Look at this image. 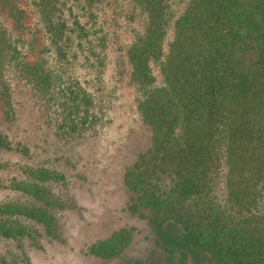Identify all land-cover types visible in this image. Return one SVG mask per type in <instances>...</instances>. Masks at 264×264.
Returning a JSON list of instances; mask_svg holds the SVG:
<instances>
[{"label": "trees", "instance_id": "trees-1", "mask_svg": "<svg viewBox=\"0 0 264 264\" xmlns=\"http://www.w3.org/2000/svg\"><path fill=\"white\" fill-rule=\"evenodd\" d=\"M126 3L143 14L140 27ZM111 53L151 135L121 180L128 211L158 229L154 253L163 264H188L187 248L264 264V0H0L5 116L14 115L11 69L44 102L66 105L59 129L75 132ZM0 147L13 150L2 134ZM67 182L50 161L26 166L10 185L18 199L0 205V239L26 246L25 258L37 238L58 239ZM132 240L116 231L88 252L122 259Z\"/></svg>", "mask_w": 264, "mask_h": 264}, {"label": "rangeland", "instance_id": "rangeland-1", "mask_svg": "<svg viewBox=\"0 0 264 264\" xmlns=\"http://www.w3.org/2000/svg\"><path fill=\"white\" fill-rule=\"evenodd\" d=\"M124 8L135 13L131 26L140 27L143 14L127 3ZM116 57V53L109 55L101 82L92 88L95 96L85 107L86 113L74 117L78 125L75 132L59 129L66 105L44 102L13 70L5 72L14 115L5 116L0 100V134L13 150L0 147V205L18 199L10 185L24 176L26 166L38 161H50L67 174L70 203L56 213L58 239L37 238L36 246L28 247L27 258L22 255L26 246L20 249L16 243L0 239V264H163L154 253L158 229L127 208L130 194L122 185L121 175L147 148L151 135L137 113V92L129 70L120 72ZM23 146L29 148L27 153ZM116 231L129 232L133 238L122 259L101 260L89 254L93 243ZM162 232L169 240L179 239V229L174 225H166ZM186 252L188 264H222L204 252L190 248Z\"/></svg>", "mask_w": 264, "mask_h": 264}]
</instances>
